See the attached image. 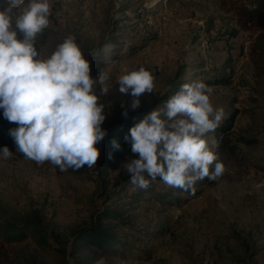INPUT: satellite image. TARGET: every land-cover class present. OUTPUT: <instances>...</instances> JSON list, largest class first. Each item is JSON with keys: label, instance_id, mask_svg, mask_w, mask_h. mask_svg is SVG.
<instances>
[{"label": "rangeland", "instance_id": "374dc122", "mask_svg": "<svg viewBox=\"0 0 264 264\" xmlns=\"http://www.w3.org/2000/svg\"><path fill=\"white\" fill-rule=\"evenodd\" d=\"M242 2L50 0V24L35 46L47 58L73 35L91 77L99 79L104 72L106 79L95 90L105 106V138L120 111L133 110L134 98L119 92L120 76L140 67L154 75L153 92L142 94L135 109L148 114L181 85L202 81L213 89L214 108L224 109L218 127H228L221 135L227 147L217 148L214 131L204 138L225 171L217 180H198L194 193L145 174L155 191L137 199L139 189L128 185L123 166L138 154L110 160L112 150L100 151L96 166L62 172L17 151L8 134L17 125L0 111V149L7 146L13 153L9 159L0 154V228L33 222L39 229L13 240L0 236V264L85 261L89 251L80 244L72 253L70 243L107 209L128 218L136 230L113 229L125 236L122 253L128 255L115 264H264V41L262 30L238 18ZM17 39L23 34L17 32ZM240 138L249 143L231 152L228 146ZM145 233L154 235L139 238ZM39 234L48 241L40 242Z\"/></svg>", "mask_w": 264, "mask_h": 264}, {"label": "clouds", "instance_id": "9594fccd", "mask_svg": "<svg viewBox=\"0 0 264 264\" xmlns=\"http://www.w3.org/2000/svg\"><path fill=\"white\" fill-rule=\"evenodd\" d=\"M0 109L17 125L9 129L17 151L38 164L50 162L60 171L96 166L97 144L107 135L101 125L104 104L95 90L99 79L90 75V63L73 35L67 36L47 58H41L35 41L50 24V0H0ZM17 32L23 39H17ZM154 75L140 67L119 77V92L134 99L152 93ZM108 89L100 90L103 95ZM213 89L202 81L183 84L163 106L131 127V152L137 159L123 168L130 183L141 189L157 177L169 187L192 190L198 180H217L225 167L204 138L224 118L223 107L214 108ZM123 107V105H122ZM122 115L127 118V111ZM129 136H125L127 141ZM114 148L119 145L112 141ZM5 159L13 156L5 146ZM111 158V157H110ZM214 170L210 172V167Z\"/></svg>", "mask_w": 264, "mask_h": 264}, {"label": "trees", "instance_id": "16d2710c", "mask_svg": "<svg viewBox=\"0 0 264 264\" xmlns=\"http://www.w3.org/2000/svg\"><path fill=\"white\" fill-rule=\"evenodd\" d=\"M238 18L245 25H255L260 30L262 34L261 38L264 41V0H247L242 2L236 10ZM261 57H264V46L260 45ZM220 79L218 83L226 84V79ZM1 113L3 110L0 109ZM127 111V118H125L122 113ZM148 113L139 110L123 109L120 111L118 117L112 123V130L108 137L104 138L102 142L96 145L100 151L112 150V154L109 155L110 160H120L125 158L129 152H131V137L129 130L135 124L139 123ZM232 120V117L229 121ZM227 126L217 127L214 130L215 137H217V148L227 147L228 141H226L221 135L227 131ZM125 136H129L126 141ZM112 141H115L120 147L116 149L112 145ZM249 141L240 138L238 142L233 143L228 146L231 152L238 150L239 144H248ZM111 157V158H110ZM129 178H125L124 181ZM129 186H131L130 181ZM139 190L135 193V198L140 199L146 192L152 193L155 190L153 187L148 186L146 189H141L135 186ZM134 190V189H133ZM182 190V189H181ZM133 192V191H132ZM132 194V193H131ZM100 221H107L106 225H101ZM35 223H24L20 226H13V224H8L4 228H0V236L4 240H13L14 238H22L24 232L28 229L32 230L35 234L39 232L38 227ZM120 227L123 230L136 231L133 228L132 223H130L128 218L121 216L119 213L110 211L109 209L100 213L98 217V223L94 222L90 227L86 229H81L76 236H74L72 242L70 243L71 252H75L76 247L80 244L84 247V250H88V254L85 256V261L81 260L76 264H94L97 261H101L100 264H115L116 262H122L127 260V254L122 253V249L127 245L126 241H122L123 237L120 236L113 229ZM153 233H145V235L139 236L143 237V240L152 237ZM40 242H47L48 237L43 235H38ZM135 237V236H134ZM44 238V239H43ZM142 239V238H141ZM115 260V261H113Z\"/></svg>", "mask_w": 264, "mask_h": 264}]
</instances>
